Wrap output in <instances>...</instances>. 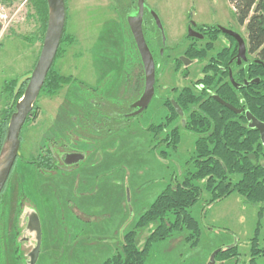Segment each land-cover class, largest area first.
<instances>
[{"label":"rangeland","instance_id":"374dc122","mask_svg":"<svg viewBox=\"0 0 264 264\" xmlns=\"http://www.w3.org/2000/svg\"><path fill=\"white\" fill-rule=\"evenodd\" d=\"M145 2L167 24L170 44L175 45L185 29L180 18L193 9V1ZM137 4V0H67L71 42L63 45L64 55L55 69L75 78L55 94L42 91L37 114L23 128L21 155L0 195V264H105L126 256L123 244L130 231L136 234V246L145 249L157 224L140 227L137 221L174 175L181 173L195 153L196 139L184 131L180 143L169 146L164 140L167 131L150 128L149 123L157 126L170 112L159 98L143 117H127L128 105L143 88L138 51L126 24L131 11L125 8L136 9ZM195 11L201 20L234 27L249 46L246 26L236 20L228 0H196ZM0 15L6 16H0L1 131L4 117L13 112L26 84L16 97L10 88L14 90L16 82L35 69L44 41L32 0H0ZM202 68L189 67L190 79L200 78ZM106 71L109 82L100 94L110 107L95 109L89 89L100 85ZM79 80L85 82L83 88ZM190 81L194 80H184L168 68L158 78L160 93L166 94L173 86H189ZM101 115L110 116V123ZM175 119L180 124L181 119ZM48 146L59 156L80 150L86 159L69 168L58 158V169L45 173L29 161H35ZM210 199V192L205 191L192 210L201 224L199 239L183 229L154 242L145 264H250L254 245L263 253L255 264H264V213L260 217L264 203L252 204L233 193L210 204L204 216ZM34 212L40 220L42 245L31 263L38 244L36 231L28 229ZM231 246L235 248L229 254L216 255L211 263L214 252Z\"/></svg>","mask_w":264,"mask_h":264},{"label":"trees","instance_id":"16d2710c","mask_svg":"<svg viewBox=\"0 0 264 264\" xmlns=\"http://www.w3.org/2000/svg\"><path fill=\"white\" fill-rule=\"evenodd\" d=\"M32 1L36 6V14L40 18L41 29L43 30L40 39L43 41L49 19V6L47 0ZM228 1L235 9L236 20L241 26H246L250 52L256 55L257 60L264 62V0ZM125 9H129V12L133 10L129 6ZM126 24L128 26L127 20ZM70 39L66 28L57 58L42 87V91H46L48 94H55L60 91L63 85L71 83L75 78L72 75H63L55 69L56 62L64 55L63 45L70 43ZM215 73L220 74L221 71L217 69ZM236 75L242 83L245 79L251 80L252 78H260L261 81L259 84L251 83L248 86H242L240 89H235L227 82L224 86L216 88L215 92L220 94L224 100L226 99L236 106L244 107L245 111L250 110L260 121L264 122V65L258 62L252 68L247 66L244 69L241 67L236 70ZM225 79L227 80V78ZM10 90L14 94L15 89L10 88ZM24 92L19 94L16 101L22 97ZM238 92L241 93V98L237 95ZM170 104L169 102L168 105L172 112L169 110L170 113L165 116L164 126L166 128L174 123L177 117ZM184 106L188 111L186 126L183 127L179 124L172 129L168 128L164 140L166 145L177 146L184 131L193 133L196 139L195 153L186 160L181 173L174 175L137 221V225L140 227L148 226L149 223L157 224L151 230L145 249L141 250L136 246L135 232H127L123 244L126 256L123 259L116 256L113 260L106 261L105 264H145L149 246L152 243L171 238L173 234L183 229L192 232L191 238L199 239L201 224L193 215L192 210L197 203L202 201L205 191L210 192L211 199L203 208L204 216L210 204L217 203V201H221L233 193H238L240 197L246 198L252 204L264 203V142L259 131L248 126L245 113L235 114L214 99L207 100L205 96L197 97L190 93ZM36 108L35 105L34 117L37 114ZM13 112L7 114L3 119V128L0 131V152L6 139L8 123ZM29 120L28 118L26 123ZM151 127L154 130L159 129V126L150 125ZM46 145L43 144L44 147ZM54 154L57 155L56 150L52 146H48L46 150L39 153L35 161H29V163L39 169L47 170L45 173L56 170L59 160ZM263 213L264 208L261 207L260 217ZM234 248H221L217 255L226 256ZM260 254L263 253L256 250L254 245L251 251L250 264H255Z\"/></svg>","mask_w":264,"mask_h":264},{"label":"flooded vegetation","instance_id":"af4514ba","mask_svg":"<svg viewBox=\"0 0 264 264\" xmlns=\"http://www.w3.org/2000/svg\"><path fill=\"white\" fill-rule=\"evenodd\" d=\"M193 1V9H190L189 12H187L184 16V19L180 18V21H184V34L180 40H178L175 45L170 44V37L168 36L167 32V24H165L164 21L161 22L164 26L165 30V36L166 39L164 40V36L162 35L161 30L159 29L158 24H156L154 16L152 13H149V7L145 10V18H144V37H146L147 44L149 48L151 49V52L153 54V59L155 60L156 65V81H155V96L152 102L149 104L148 108L143 111L138 116H142L149 110L150 106L153 105L154 100L158 99L161 101L162 106L169 107L168 103L170 102L171 106L174 108V113L177 115L176 118H180V124L185 127L186 126V115L187 110L185 109L184 104L187 102L189 93L193 96L201 97L205 96L208 99L215 100L219 103L216 96H220L217 92H215L216 88H220L224 86L227 82L230 83L235 89H240L245 81L249 79H245V81L242 83L240 80H238L236 75V70L239 68L246 69L247 66L252 68L254 64L257 63V58L254 56V53L250 52V47L247 46L246 56L247 59L240 60L241 58L238 56L240 44L238 41V38L236 36H232L231 34L227 33L225 30L230 31H236V29L233 27H227L220 24L219 22L214 21L213 19L209 20H201L199 19V11L196 10V0ZM137 7V5H136ZM76 36V35H75ZM221 43H225L221 46ZM136 44V43H135ZM221 46V47H219ZM137 49V46H136ZM138 53V61L140 68L143 72L142 77V92L138 95L137 99L133 100L128 106L131 109V111L128 113V118H131L133 116H130L131 113L136 111V108L132 107V104L137 101L145 87V81H146V72H145V65L144 60H142L141 53L139 52V49H137ZM180 51V53H179ZM178 52L176 56H172L171 53ZM77 56H80V53L77 54ZM253 58H252V57ZM200 65L203 67V75L200 76V78L197 79H190L189 75L190 70L189 67H200ZM174 68L175 71H177L178 75L182 79H188V80H194L190 81L191 85L184 86L183 88L179 89L178 86H173L170 88V90L166 91V94H161V87L158 83V78L162 75V71H165L168 68ZM219 69L221 71L220 74L215 73ZM232 71L233 80L237 82L239 85L238 87H235L232 80H230V73ZM105 75L100 78V88L99 86L89 89L92 95V104L94 108H99L98 106H101L102 108H108L110 105L108 102L102 100L104 97L100 94L101 91H103V88H105V84H107L106 78L108 77L107 71L104 72ZM101 73L102 75L104 74ZM101 75V76H102ZM227 78V80L225 79ZM255 78H252L249 81H252ZM25 85V84H24ZM78 85L82 86V88L85 86V82H82L79 80ZM16 86V85H15ZM241 98V93L239 92L237 94ZM222 98V97H221ZM223 99V98H222ZM224 100V99H223ZM173 101L176 102L177 105L181 106L183 110V114L180 115L179 112L176 110V107L173 105ZM230 103L228 100H224ZM184 103V104H183ZM234 105L236 108H244L239 105H235L234 103H230ZM228 108V107H227ZM195 110V108H193ZM172 112V110H170ZM109 113V112H108ZM170 113V112H169ZM244 113V112H243ZM238 114V113H237ZM242 114V113H241ZM102 118L106 123L111 121V117L103 116ZM149 117V115H147ZM135 118V116H134ZM106 119V120H105ZM165 121L161 120V123H158L157 126H159V129L162 131H167V129H172L173 127H176V123H172L167 128L164 126ZM149 122V121H148ZM110 123V122H109ZM3 124V123H2ZM150 125H155L153 123H149ZM149 125V126H150ZM162 125V126H161ZM179 125V124H178ZM177 125V126H178ZM3 128V127H2ZM74 152H80L84 155L86 159V155L84 152H81L80 150H71L68 152H63L60 156L54 154L57 158H60V161L62 164L66 165L64 162V155L67 153H74ZM20 157V156H19ZM18 159V158H17ZM84 159V160H85ZM77 164V163H76ZM75 164V165H76ZM75 165H66L67 167L71 168Z\"/></svg>","mask_w":264,"mask_h":264},{"label":"water","instance_id":"95a60500","mask_svg":"<svg viewBox=\"0 0 264 264\" xmlns=\"http://www.w3.org/2000/svg\"><path fill=\"white\" fill-rule=\"evenodd\" d=\"M137 2L138 4L136 9H133L130 13H128L129 15L127 16V23L128 26H130L131 34L132 37H134L137 49H139V52L141 53L142 60H144L146 87L141 97L132 104V107L136 108V111L131 113L130 116L140 115L145 109L148 108L149 104L154 99L156 84L155 60L153 59V54L147 44L146 37H144L143 23L145 18V10L148 8V6L145 0H137ZM47 3L49 6V19L46 27L47 30L43 39V46L40 51L41 54L35 64V69L31 73L24 75L21 79H19L14 88V96L16 97L22 90L21 88L24 86V84H26L24 94L19 100H17L15 104V110L8 123L9 127L6 134V139L0 152V195L7 185L6 183L12 174V170L17 162V158L21 155V133L26 125L27 119L33 115L34 107L38 101L37 99L48 78L47 75L57 58L58 50L62 43V37L66 29L65 26L68 18L66 0H47ZM148 9L150 11L149 13H152L154 16L155 22L158 24L165 40V30L159 14L152 8ZM225 31L238 38L240 44L238 56L241 58L240 60H246L247 44L242 35L235 31ZM258 62L264 65V62L259 59L257 60V63ZM230 80H232L235 87H238L239 84L233 80L232 71L230 73ZM260 81V78H255L252 81L247 80L243 86H248L251 83L259 84ZM216 98L220 104L228 107L235 114H241L244 112L249 122L248 126L257 129L264 142L263 121H260L254 114H252L250 110L245 111L244 108H236L234 105L224 101L220 96H216ZM173 105L176 107V110L179 112V114L182 115L183 110L181 106L177 105L175 101H173ZM63 158L66 165H75L76 163H79L85 159L84 155L80 152L67 153ZM29 218L30 222L28 229L31 231H36L38 241L37 246L32 251L31 263H34L40 254L39 251L42 245V229L39 217H37L35 212L31 213ZM232 247L234 246L226 247L225 249H231ZM220 250L221 248L212 254L211 263H215L216 255Z\"/></svg>","mask_w":264,"mask_h":264},{"label":"built area","instance_id":"2783aa9c","mask_svg":"<svg viewBox=\"0 0 264 264\" xmlns=\"http://www.w3.org/2000/svg\"><path fill=\"white\" fill-rule=\"evenodd\" d=\"M1 17L5 18L6 16L5 15H0Z\"/></svg>","mask_w":264,"mask_h":264},{"label":"crops","instance_id":"0c3cea01","mask_svg":"<svg viewBox=\"0 0 264 264\" xmlns=\"http://www.w3.org/2000/svg\"><path fill=\"white\" fill-rule=\"evenodd\" d=\"M222 248V247H221Z\"/></svg>","mask_w":264,"mask_h":264}]
</instances>
